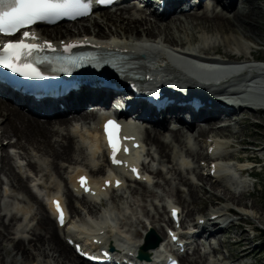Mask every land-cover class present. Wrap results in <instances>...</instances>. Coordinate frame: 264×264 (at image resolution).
Instances as JSON below:
<instances>
[{"label": "bare ground", "instance_id": "bare-ground-1", "mask_svg": "<svg viewBox=\"0 0 264 264\" xmlns=\"http://www.w3.org/2000/svg\"><path fill=\"white\" fill-rule=\"evenodd\" d=\"M207 1L208 2H206V4L201 5L202 7L200 6L202 9L201 12H173L167 14L166 16H157L156 14H150L147 16L146 13L145 15L144 12L133 10V7L129 6H125L121 9H115L114 11L107 9V12L100 14L101 21L94 19L92 23L89 24L90 26L86 27L83 26L84 24H81L79 25L77 31L74 30L73 32L71 27H74V25L77 26L79 23L74 25H61L54 28H41L37 30V35L41 37V40H55L57 42H59L61 39L67 40L71 37L84 36L105 40L106 43L101 42V46H103L105 49L117 48L121 51V53L126 55L125 60L120 63V68L122 71L126 74H132L133 76L143 78L149 74L148 70L150 67L157 65L156 60H158L159 57H164L163 54L165 52L155 41L157 35L161 36V38H164V40L169 44L177 45L181 48V50H183V52L187 50L198 52V55L203 56L202 59H205L203 54L208 52H216L221 54L222 57L229 59L237 60L241 58L243 60L242 63L249 61V58L256 59L257 57H261L257 56L254 52H257V48L260 47L256 41L261 37L259 35L257 36L256 31L253 32L252 30L258 29V26H261L264 30V26H262V23L260 24V17L264 15L262 8V2L264 0H240L238 4L231 0L224 2L220 0ZM167 4L170 5L174 10L177 7H181L183 2L182 0H171L170 3L169 0ZM177 21L179 23H177ZM185 23L190 27H188V25L186 27ZM103 28H106L107 32H105ZM188 28L196 29L198 31H210L212 29L217 31L220 33L225 43L224 50L222 49V51H220L221 48L219 45L215 47L198 46V48L195 49H189L190 47L185 48L184 46L193 41L195 36L193 35V38L180 37L179 39L177 38L178 36H176L173 32L183 31V33H186L187 31L185 30ZM71 31L75 34H73ZM109 33L110 36L108 35ZM109 40H112V42H107ZM245 41H249L252 44L246 43ZM91 44L92 43L87 40V46L89 47ZM137 45L140 46L139 48L141 57L137 56ZM176 56L178 55L176 54ZM145 58L148 59L147 62L150 64L145 63ZM173 59L176 60L174 61L176 64L186 68V72H180L177 68H175V66H166L160 68L159 72H161L168 81H172L179 85H192L197 83L194 80L195 76L201 78V83L206 82L207 78L212 76V73H210L208 69H203L207 68L206 66H202V68L193 60L185 62L179 61L175 57H173ZM214 67L216 66L213 65V67L210 68ZM252 68L258 69L260 67L253 66ZM262 85L263 83L260 86ZM102 97V92H98L97 94H89L88 91H81L75 99L72 97L65 99L64 111L57 107L53 108L52 111L55 114L52 115L51 119L46 120L39 119L37 113L34 111L26 114L18 109L10 107L11 104L9 103L7 104L8 106L1 105L0 103V122L3 124L4 136L14 139V142H8V147H10L11 144L12 147H19L21 149L25 147L29 148L31 146L34 150L36 149L49 157L51 161L50 164L54 170L53 172L56 175L62 176L63 174H66V178L64 179L63 183L65 194L63 193L62 184H55L56 186L48 192V194L51 192L48 196V199L53 194V192L61 191L64 196V201L70 217L71 214L78 213L79 211V209L73 204L76 200L80 202L82 201L81 203L85 205L87 211L95 218L100 217L95 208V201L93 199L87 200L84 197H79L78 195L74 194L69 184L72 183V177H74V174L76 172H81L82 169L87 170L93 178L102 173L104 170V166L107 161L106 154L102 150L101 135L96 129V126H90L83 131L82 128H78L79 126L75 125L80 122L79 120H96L98 110L103 107L101 106ZM112 100H114V98ZM86 102L94 106L92 110H89L87 107H85ZM70 109L73 110L66 114L65 111H69ZM180 110L182 109L171 108L167 113L178 115L181 113ZM248 111L252 113L258 112L257 110H242L240 117L242 120H247L249 119V116H253L251 113L248 114ZM68 115H71V117ZM221 121H227L229 124L220 127L218 124ZM231 121V113L227 112L225 109L216 108L214 106L208 110H199L195 114V119L183 121L182 128H171L169 127L171 123L166 121L154 123L149 120V122H147L149 126L146 127L142 132V141L150 146V150L151 147L155 148V151L153 149L155 154L149 152L148 155L152 157V160H158L157 163H159L160 166V168L154 169L151 165H149V163H147L143 165L144 171L149 174H155L156 176H163L165 181L163 186L165 187L166 185H169L168 183L171 182L170 179L166 178V174L161 173L164 169H166L164 161L167 159L171 162L169 171L173 170L174 174L177 175L176 178H178L182 183L187 184L186 191L181 189L182 183H180L179 186L170 188V190L176 196L175 204L181 207V212L183 214L182 216L184 218H189L193 214H196V212L201 211L200 208H196V203L198 202H203L205 205L210 204L214 209L216 208V205L220 204V201L222 203L223 200H226L233 205L241 206V208H254L255 206L254 201H245L244 197L246 195L251 196V194H247L245 191H238L239 193H237L235 190L226 187L222 194L217 195V193L214 192L215 187L213 184L209 185L208 190L206 185H208L209 179L203 176V174L200 172L196 173V175L200 180L201 185L195 184L190 178H188V176L185 178L183 175V170L190 171L189 164L183 159V156L190 157L192 160L198 159L199 157H205V153L199 149L200 147H196V149H194L193 147L187 145L186 138L192 136V138L194 137L195 140L199 138L202 139L208 133H215L214 136L216 137H227L225 131L232 127ZM233 125L237 126V123H233ZM183 131L189 134H185ZM166 133H169V140L167 141L165 140ZM231 134L233 136L232 142L234 144H244L246 146L241 148L239 146V149L236 150V154L239 153L240 156H235L234 153H227L225 156L232 158L237 157L238 159L248 158L251 156L248 154V151H250V153L254 152L251 151L253 146L256 148H254L255 151L257 149L260 151L264 150V145H260L259 142L256 143L253 140H249L250 138L247 140L240 137V135H243L242 130L231 131ZM81 140L88 142V149H86V147L85 149L83 148L85 145ZM91 141H93V143H91ZM176 147L183 149V152L180 153L178 150H176ZM4 149V153L0 158V173H4L7 176L10 185L15 190H17L18 193L23 194L24 201L28 207V204L34 202L35 211L34 213H29L31 210L28 207H24L25 204L23 207L21 206L22 208L17 207L10 210L4 206V203L2 204V199L0 200V210H2L0 211V264H82L83 261L73 253L68 244H66L63 238H61L62 236H60V230L57 228L55 219L51 215L52 212L50 205H45L43 201L38 200L35 195L31 193L22 176L15 171L10 152L6 150L7 148ZM243 152H247V154H243ZM28 161L30 168L33 166H38L37 161L33 162L31 159H28ZM184 163L188 165L185 166ZM97 165L99 166L97 167ZM192 171L194 170L192 169ZM72 172L73 174L71 176L70 174ZM136 184H138V186L132 187V190L135 193L137 192L143 197L153 195L145 183L138 182ZM182 192L185 193L183 194ZM2 193V198L9 195L7 189H4ZM7 193L8 195H6ZM201 195L205 196V198L203 199ZM112 198H115V196ZM12 211L14 213L11 214L10 217H6L8 218V221L4 220L5 216L8 215V212ZM230 211L231 208L226 204L221 208H216L215 211H210V213L205 217L211 214H221ZM18 213H21V215ZM157 213L155 214L157 215ZM119 214L117 213V218ZM28 215H30V219L27 221L28 224H26V226H22V228L27 227V229H23V232H27L28 235L9 238V234L15 235L17 233L15 231L16 219L22 218L24 220V217L27 218ZM156 215H150L149 211H146V216L150 220V224L154 231L156 233L158 232L159 235H165V225L169 226L171 221L169 217L166 219L163 214L158 213V215ZM198 218L199 217L195 218L194 223H197ZM247 218L242 213L239 217V220H245L249 222V218ZM258 220L260 223H264L262 216L258 217ZM30 221H34V225L30 226ZM161 221H165V225H163ZM123 222V225L128 224V220H126V218L125 222ZM207 222L208 221L206 220L202 226L204 230L209 227ZM138 223L141 225V230H135L133 238H138L140 240L143 237V231H146L147 227L142 220ZM218 225L219 223L217 222L212 224L214 228H216ZM129 226H131V224H129ZM238 226H240V224L235 218L229 221L227 228L235 229ZM138 232L140 233V236ZM213 233V237H216L217 234L221 236L223 235L222 230H215ZM243 233L246 234V231H243L242 235H238L235 240V245L238 246L237 248H239L238 250L240 251L238 252V255H224L222 257L223 259H230V262L235 263L238 261H232L231 257L241 259L243 257L246 258V256L252 255L256 249L251 248V246L249 247L248 245L250 241L249 238L252 240V237L248 238L243 236ZM218 242L224 243L225 241L224 239L217 238L216 245ZM133 243H135V241ZM222 246L224 245H221L220 248ZM215 247L210 245L209 250L212 252L216 249ZM229 252L232 251H228V253ZM192 254H197V256L189 257L188 253L181 256V263L207 264L206 255L200 252V248L198 246L192 250ZM244 258L241 260L242 262L240 261V263L235 264L243 263ZM217 260L219 259L217 258ZM217 263L221 264V262Z\"/></svg>", "mask_w": 264, "mask_h": 264}, {"label": "rangeland", "instance_id": "rangeland-1", "mask_svg": "<svg viewBox=\"0 0 264 264\" xmlns=\"http://www.w3.org/2000/svg\"><path fill=\"white\" fill-rule=\"evenodd\" d=\"M262 5H263L262 8H263V13H264V1L262 2ZM107 11L108 10H105L103 12L95 13L91 18H89V19L84 21V25L83 26H85V27L86 26H90L89 24L92 23V21L94 19H96L98 21H101V15L100 14H102L104 12H107ZM198 11L201 12L202 9L201 10L199 9ZM151 19H153V18H151ZM177 23H179V22L177 21ZM261 23H262V26H264V15H262L260 17V24ZM185 25L187 27L188 24L185 23ZM78 27H79L78 25L77 26L75 25L74 27H71V30L73 32H74V30L77 31ZM188 27H190V26L188 25ZM258 29H254L252 31L253 32L256 31V35L257 36L259 35L261 37V38H258L256 42H257L258 46H260V49H261L259 51V53H258L259 56L264 57V30H263V28L261 26H258ZM103 30L105 32H107L106 28H103ZM185 31H187V32L186 33H183V31L182 32H178V31L173 32L176 36H178L177 38H179V39H180V37H185V38L192 37L193 38V35L195 36L193 41H191L190 43L186 44V46H184L185 48L186 47L187 48L190 47V48H194L195 49V48H198V46L215 47V46H218V45L221 48L220 51H222V49L224 50V48H225V43H224V41L222 39V36L220 35V33H218L217 31H214L213 29L210 30V31L204 30V31H206V32H204L203 30L198 31L196 29L188 28ZM73 34H75V33H73ZM186 34H188V35H186ZM108 35L110 36V33ZM155 39H156L155 41L158 43V45L160 47H163V49L165 48L164 46H167V47L171 46V47L180 48L177 45L169 44L167 41L164 40V38H161V36H159V35H157V37ZM258 41H259V43H258ZM245 42L246 43L248 42V43L252 44L249 41H245ZM244 48H245V46H244ZM159 58H162V57H159ZM1 105H4V103H1ZM5 105H7V104H5ZM247 113L248 114L251 113L253 116H249V119H247V120L243 119L246 124L240 123L239 126L235 125L236 127L232 126V127L228 128L229 130L225 131V133L227 134L228 137L231 136V138L223 139L224 143L227 142V141L228 142H232L233 136L231 134V131L242 130L243 131V135H240V137L245 138L247 140L250 138L249 140H253L256 143L259 142L260 145H264V138H263V136H264V125H263L264 124V112L252 113V112L248 111ZM256 122L257 123L259 122V123L256 124ZM183 132L185 134H189V133H187L185 131H183ZM214 134L215 133H208L202 139L199 138V139H196V140L194 139V137L192 138V136H189V137L186 138V143H187V145L193 147L194 149H196V147L197 148L200 147L199 149H201V151L204 152L205 151V144L203 142V139L208 137V135L216 137V136H214ZM165 138H166L165 139L166 141L169 140V133H166ZM9 141L12 143V142H14V139H11L9 137L4 136L3 124L0 122V146H1V152L4 153V151H3V150H5L4 148H7L6 150H8L10 152L11 156H12V163L14 164L15 171L22 176L24 181L27 183V185L29 187V190L31 191V193H33L35 195V197L38 200L43 201V203H45L47 205L46 196L47 195L49 196V194L51 192L49 194H48V192L51 191L56 186L55 184H62L63 193H64V185H63V183H64V179L66 178V174H63L62 176L61 175L60 176L56 175L53 172L54 170H53V167L50 164L51 161H50L48 156L42 154L40 151H38L36 149L34 150L33 147H31V146L29 148L25 147V148L21 149L19 147H12V144H11L10 147H12V148H10V147H8L9 146V144H8ZM232 145H235V147H233L231 149V151H236V149H238L239 146H240V148L246 146L244 144H234L233 142H232ZM146 147L148 149L150 146L148 145ZM83 148L85 149V146ZM254 148L255 147L253 146L252 149H251V151H254V152L250 153V151H248V154L251 155V156L257 157L256 159L260 162V166L258 165L256 167V169H255V171L258 172V171L261 170V166L264 165V150L260 151V150L257 149L255 151ZM153 149L155 151V148L151 147L150 153H152V154L154 153L155 154V152H153ZM176 150H178L180 153L183 152V149H181L180 147H176ZM28 152L29 153L31 152V153L29 154ZM146 153H147V150H146ZM170 153H171V150H170ZM26 155H27V157H26ZM28 156L29 157L33 156V157L29 158ZM144 157H146V154H145ZM150 157L145 158L146 162L150 159ZM188 158H190V157H188ZM202 158H204V157H199L198 159H193V160L191 159L193 162L190 163V171L183 170V175L185 176V178L187 176L191 177L193 179V181L195 182V184H198V185H200L201 182L197 178L196 173H199V172L201 173L200 167H199L201 163H199V162L201 161ZM28 159L33 160V162L37 161V163H38L37 165L38 166L37 167L33 166L34 168L33 167L30 168V166L28 165V162H29ZM151 159H152V157H151ZM152 161H153L151 163L152 168H154V169L160 168L159 163H157L158 160H152ZM164 164H165V167H166V169H164V170H166V171L163 170V172H161V173L162 174H166V178L170 179L171 182L168 183L169 185H166L164 187L163 184H165V181H164L163 176H160V175L156 176L154 174L153 184L148 185V188L151 190L153 195L147 196V197H143L139 193H137V192L135 193L132 190L133 189L132 187L138 186V184H136V185L134 184L135 186L133 185L131 187H128L125 190H121L119 192H115V193L111 194V197L109 196L108 198H106V200H105V202H103V204H96V207H97V210L99 211V213L103 212L107 208H113L118 214L120 213L119 214L120 217L118 216L119 222L121 221L120 225H122L123 221L125 222V218H126V220H128V224L127 225L131 224V226H129V227L131 229L130 233H131L132 237H133V234H134L135 230H138V231L141 230V225L138 222L141 221V220L144 222V219L148 218L146 216V211H149L150 215H156L155 213H157V211H158V213L163 214L166 217V219H167V209H166V205H165L166 200H172V201L176 202V196L173 194V192L170 190V188L179 186L180 183H182V182L179 181L178 178H176L177 175L174 174L173 170L169 171L170 170V166H171V162L166 159L164 161ZM184 165L187 166L188 164L184 163ZM201 168H203L202 173L204 174V176H206L207 167L206 166H202ZM192 169L194 171H192ZM219 177H222V176L219 175ZM219 177H217L218 179H216V181L218 183L220 182L219 183L220 185L213 184L215 182L213 180L210 182L209 178H208L209 179L208 180L209 183H208V185H206V187L209 190V185L213 184L214 187H215L214 192H216L217 195L218 194H222V192L227 187L226 185L230 186L232 184V180L228 179V180H226L225 184L221 185L223 183V181L225 180V178H222L220 180ZM0 179H1V182H0V200L2 199V204L4 203V206L7 209H10V210L12 208H17V207L22 208L24 204H25L24 207H28L26 202L24 201L23 194L18 193V191L15 190L10 185V183L8 181V178H7V176L4 173H0ZM246 181H247V185H246L247 190L250 191L253 188H254V190L250 192L251 196L246 195L244 197V199L247 202L254 201V203H255L254 208H252V207L241 208V206L233 205L232 203H230V202H228L226 200H223L222 203L220 201V204H218V207L221 208L222 206H224L226 204L228 206H234L241 212V214L243 213L246 218L249 215L248 218H249L250 225H252V226L259 225L261 227V236H260V240H259L260 241V245L259 246L263 245V248H261V249L256 248L254 250V252L252 253V255H249V256H254L256 258V264H264V251H263L264 250V223H262V222L260 223L259 220H258V217H260V216H262V218L264 220V169L262 170V172L259 173L258 178H256V179H246ZM254 181L256 182V184L252 187V183ZM233 187H234V185H233ZM4 189L8 190L9 195L7 193L6 195H8V196L2 198L1 196L3 195L2 192H3ZM181 189L186 191L187 184L182 183ZM231 189L234 190L233 188H231ZM238 191L239 192H244V191H241L239 189H235V192L239 193ZM182 193L184 194L185 192H182ZM113 196H115V198H112ZM201 196H202L203 199L205 198V196H203V195H201ZM21 198H23V199L20 200ZM31 203H33V204H31V205L28 204L29 205L28 208L31 210L29 213H34L35 205H34V202H31ZM209 205L210 204L205 205L203 202H198V203H196V208H200L201 211L196 212V214H193L189 218H184L182 216L183 215L182 212H181V214H182L181 216H182L183 220L185 221V223H187V221L191 222V221L194 220V218H197V214L205 213L207 211V209H209ZM211 207H212V205H211ZM218 207L216 205V208H218ZM118 209H119L120 212L118 211ZM180 209H181V207H180ZM16 210H13V211H16ZM0 211H2V210H0ZM13 211L12 212H8V215L5 216L4 220L8 221V218H6V217H10L11 214L14 213ZM158 213H157V215H158ZM18 214L21 215V213H18ZM241 214H238V216L240 217ZM88 217H90V216L86 213V210L79 208L78 213L71 214V219L73 220L72 225H74V222H77V220H81L83 218H88ZM29 219H30V215H28L27 218L24 217V220L22 218H19V219L17 218L16 219V224H15V231L17 233L15 235L9 234V238L10 237L11 238L12 237H19L21 235H24V236L28 235L27 232H23V229L24 228L27 229V227H23L22 228V226H24V225L26 226V224H28L27 221ZM151 219H153V218H151ZM236 220H238V219H236ZM34 221H30L29 225L30 226L34 225ZM163 222L165 223V221H161L162 224H163ZM246 222H248V221H246ZM163 225H165V224H163ZM227 230H229V232H230V233H228L229 237L225 236V234H223L222 236L219 235V234L216 235V237H215L216 240H217V238L218 239L220 238V239H224L225 242L224 243H222V242L219 243L218 242V244L215 247L216 249L213 250L212 253L215 254V253L219 252L220 255H222V253L226 252V250H229V251H232V252H229L227 254H223L222 257L224 255H228V254L229 255L230 254L238 255V252H240V251L238 250L239 248H237L238 246L235 245V240H236L237 236L238 235H242V232L246 231V234L243 233V236H246L248 238L251 237V236H249L250 233L248 231L247 226H244V225L241 226V227L238 226L235 229L227 228ZM157 234H158V232H157ZM60 236H62L61 233H60ZM139 236H140V233H139ZM231 238H232V240H231ZM135 240H138V239H135ZM249 240L250 241H249L248 245H249V247L251 246V248H252L253 244H252L251 238H249ZM2 242H5V241H2ZM221 245H224V247L221 248L222 250H220V246ZM201 252H203V251H201ZM202 254H205V253H202ZM196 256H197V254L189 253V257H196ZM243 258L236 259V257H231L232 261H238V262H240ZM217 262H219V260H217V258H215V260H214V262L212 264H214V263L216 264ZM217 264H219V263H217Z\"/></svg>", "mask_w": 264, "mask_h": 264}, {"label": "snow or ice", "instance_id": "snow-or-ice-1", "mask_svg": "<svg viewBox=\"0 0 264 264\" xmlns=\"http://www.w3.org/2000/svg\"><path fill=\"white\" fill-rule=\"evenodd\" d=\"M105 3L109 0H100ZM91 9L90 0H0V32L6 35H14L21 28L35 23L36 21L55 20L60 17L86 15ZM34 34L25 31L23 37L27 38ZM52 48L50 42L45 41L44 45L36 43H26L25 39L8 40L0 47V64L10 68L13 72H19L25 76H39L42 73L33 63L27 60L32 57L34 52L43 51V48ZM72 47L71 44L66 45V50ZM115 125L114 121H108L106 129L109 131L110 142L112 143L114 152V162L119 164V160L115 159L116 142L112 140V131L108 126ZM133 171H137L133 169ZM86 178L81 177V183H85ZM119 185V181L116 182ZM60 205L57 202V208ZM176 210H173L175 214ZM61 222H63V214L61 213ZM175 239V236H173ZM176 264V262H174Z\"/></svg>", "mask_w": 264, "mask_h": 264}]
</instances>
